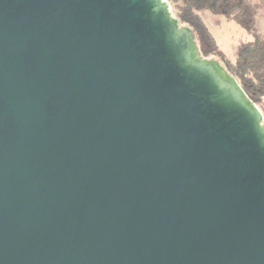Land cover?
<instances>
[{
	"label": "water",
	"instance_id": "water-1",
	"mask_svg": "<svg viewBox=\"0 0 264 264\" xmlns=\"http://www.w3.org/2000/svg\"><path fill=\"white\" fill-rule=\"evenodd\" d=\"M0 264H264V120L166 0H0Z\"/></svg>",
	"mask_w": 264,
	"mask_h": 264
},
{
	"label": "trees",
	"instance_id": "trees-1",
	"mask_svg": "<svg viewBox=\"0 0 264 264\" xmlns=\"http://www.w3.org/2000/svg\"><path fill=\"white\" fill-rule=\"evenodd\" d=\"M182 26H188L204 58H215L233 75L249 99L262 111L264 120V32L254 27L257 6L251 0H166ZM208 11L231 18L245 27L250 39H241L230 59L216 45L201 15Z\"/></svg>",
	"mask_w": 264,
	"mask_h": 264
},
{
	"label": "rangeland",
	"instance_id": "rangeland-1",
	"mask_svg": "<svg viewBox=\"0 0 264 264\" xmlns=\"http://www.w3.org/2000/svg\"><path fill=\"white\" fill-rule=\"evenodd\" d=\"M251 2L257 6L254 27L259 32H264V0H251ZM201 12L204 23L212 34L216 45L228 58L233 59L237 43L241 39H250L251 35L245 27L231 18L228 19L223 15H215L208 11Z\"/></svg>",
	"mask_w": 264,
	"mask_h": 264
}]
</instances>
